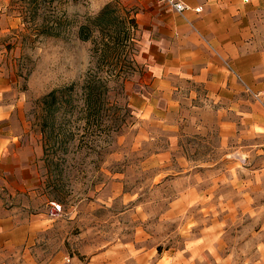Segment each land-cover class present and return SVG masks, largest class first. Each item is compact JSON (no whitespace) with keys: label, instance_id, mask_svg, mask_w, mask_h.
I'll return each mask as SVG.
<instances>
[{"label":"rangeland","instance_id":"rangeland-1","mask_svg":"<svg viewBox=\"0 0 264 264\" xmlns=\"http://www.w3.org/2000/svg\"><path fill=\"white\" fill-rule=\"evenodd\" d=\"M137 2L0 0V197L29 224L0 264H264V0H240L231 81L179 105L137 60Z\"/></svg>","mask_w":264,"mask_h":264},{"label":"crops","instance_id":"crops-1","mask_svg":"<svg viewBox=\"0 0 264 264\" xmlns=\"http://www.w3.org/2000/svg\"><path fill=\"white\" fill-rule=\"evenodd\" d=\"M181 1L192 8L201 6L202 11L180 14L160 0H138L135 15L137 26L142 29L137 60L149 61L146 68L150 85L160 90L167 105H179L182 93L193 83L212 93L224 88L232 78L227 66L246 56L240 51L247 22L240 0ZM173 74L178 75V86L171 79ZM174 92H178L176 100L172 97ZM189 93L190 97L197 94L193 89ZM151 95H143L144 107L149 106ZM5 148L0 136V150ZM23 222L21 213L6 207L0 197V246H16L24 227L29 230V224L24 226Z\"/></svg>","mask_w":264,"mask_h":264},{"label":"trees","instance_id":"trees-1","mask_svg":"<svg viewBox=\"0 0 264 264\" xmlns=\"http://www.w3.org/2000/svg\"><path fill=\"white\" fill-rule=\"evenodd\" d=\"M110 6H111V3H108L101 9V11L98 14V16H100L99 18H102V19L104 18ZM135 15H136V12H134L133 16L129 17L128 22H129V25L131 26L130 28L134 29V31L136 32L138 30V26H137ZM83 31L81 30L80 32L81 37H85V34L83 33ZM131 39L134 42L135 35L134 37H131ZM65 92H66L65 88L54 89L50 91L49 93H47L45 96H43L41 100V104H42V108L44 112L48 113L52 109L56 111V110H59L60 108H63L65 105L63 104L64 99L62 98ZM91 96H92L91 92L85 94V101H84V107H83V110L85 112H88L89 114H92L94 111H97L96 103H94L93 100H91ZM50 127H52V125H50ZM45 128H47L46 122H44V124L42 125V131L45 132Z\"/></svg>","mask_w":264,"mask_h":264},{"label":"built area","instance_id":"built-area-1","mask_svg":"<svg viewBox=\"0 0 264 264\" xmlns=\"http://www.w3.org/2000/svg\"><path fill=\"white\" fill-rule=\"evenodd\" d=\"M160 1L170 6L176 13H180V14H182L187 10H193L196 13L202 11L201 6L192 8L181 0H160ZM260 94L262 97H264V90L261 91Z\"/></svg>","mask_w":264,"mask_h":264}]
</instances>
